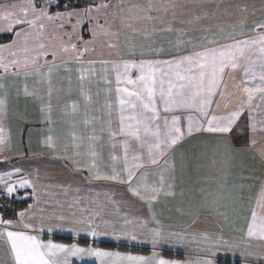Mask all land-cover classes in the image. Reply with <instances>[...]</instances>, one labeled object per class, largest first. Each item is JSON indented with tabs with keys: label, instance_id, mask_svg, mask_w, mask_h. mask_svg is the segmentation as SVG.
<instances>
[{
	"label": "crops",
	"instance_id": "0c3cea01",
	"mask_svg": "<svg viewBox=\"0 0 264 264\" xmlns=\"http://www.w3.org/2000/svg\"><path fill=\"white\" fill-rule=\"evenodd\" d=\"M54 1L51 0V2ZM57 1L59 0L55 2ZM109 1L105 0L104 3ZM127 1L122 0V6ZM135 1L138 4V0ZM176 1L167 0L166 3L169 7H175ZM153 2L154 0L151 1ZM243 2L241 3L245 13L243 19L236 22L235 35L224 40L222 44L255 40L264 36V29L259 27L264 24V0H243ZM159 5L158 3L156 6L149 5L148 8L153 10H148L146 13L140 12L139 16L135 15L140 18V21H135L133 24L141 23L139 29L150 24L152 27L155 26L153 32L167 34L168 42L164 44L166 48L160 51L158 46L151 44L147 46L145 52L144 50L138 52V46L135 45L133 47L135 52H132V45H128L129 42H127L124 47L127 50L123 52L128 53L129 56H123L127 55L123 54L119 57H107L104 60L107 64L94 62L95 73L90 82L79 80V69L81 66L86 69L93 62L82 57L76 59V56L68 60L39 64L41 72H47L49 68L53 69L51 95H49L47 77L33 75L37 70L35 65L29 63L27 68L21 67L19 70L9 65L6 73L3 68H0V84L3 85V88H0V99L4 100L6 106V111L0 115V137L4 141L0 144V168H10L13 172L15 167L13 176L15 179L7 177L0 180V183L8 197L16 196L30 201L19 211L25 213L22 220L18 215L14 219H6L0 214L4 219L13 221L14 227L8 230L33 236L38 243H51L68 248L75 245L86 248L88 252L93 250L95 245L116 247L120 250L118 260H125L127 263L131 261H128L126 257H133L134 252L148 253L152 249H162L163 254L169 255H200L202 250L192 251V249L208 246L211 242L199 239L202 235L223 230L233 232L235 227L232 228V226L235 225H225L222 219L225 199L230 200L231 205L227 204L226 207L234 216L235 199L238 198L235 196V180L239 188L252 191L257 185V179H247L248 188L242 182L245 179H226L230 182V188L227 190H225V179H200L204 175L206 178L212 176L209 169L205 174V168L201 165L200 152L207 146L217 158H222L223 148L218 143L226 141V136L235 133V121L228 133L209 132L206 130L207 123L199 112L182 110L176 113H164L161 104V117L167 116L170 121L174 114L179 115L180 125L185 135L167 150L157 164L145 163L144 167L136 171V177L133 178L134 184L141 173H146L145 180L148 185L162 189L156 194V198L141 200L132 195L127 184L94 178L97 171L101 174H110L113 165L122 176H126L127 173L122 167L125 147L129 148V160L133 154L140 156L142 160H150L147 145L141 149L134 139L120 133L118 100L114 90L111 93L106 92L108 85L103 82V78L111 80L114 89L116 70L112 68V65L136 59L173 60L205 49L218 48V46L209 47L207 37L203 36L201 31L191 27L192 22L188 20L168 21L170 26L162 27L159 31L160 17L149 16L159 12ZM142 6H144L143 3ZM58 12L75 13L77 9ZM135 13L138 14V11ZM75 20L80 23V20ZM119 21L121 22V18ZM189 24L191 26H188ZM203 25L206 29L207 23L204 22ZM199 26V29H202L201 23ZM25 29L29 30L27 26ZM116 29L123 31L120 28ZM88 30H90L88 22H82V31ZM123 32L127 34L129 30ZM114 39L135 40L137 37L133 35L123 37L116 34ZM13 41L21 42L25 47L23 36H13L9 44L0 46L4 48L0 51V57L5 64L10 62L9 57L12 56L9 55L10 53L6 54L9 50L5 46L12 45ZM179 41L182 43L187 41V43L180 45ZM222 44L219 43V45ZM257 46L260 47L259 44H254L245 50L243 61L238 67L226 70V87L222 85L217 94L212 97V103L208 108L209 118L212 115L219 118L229 116L234 111H239L240 114L245 111V119L239 118L246 121L243 128L249 129L252 125H255L256 129L264 127V99H262L264 92L255 91L257 88H264V80L260 79V57L264 56V53L258 51ZM26 47L30 48V42ZM64 47L66 46L60 48L62 53L65 52ZM35 48L31 53L29 51L28 55H36L38 47ZM256 56L259 61L253 60ZM92 61L101 62V60ZM241 71L242 78L239 73ZM253 72L256 73L255 76L252 75ZM82 83L86 89L91 90L89 93L91 103L82 94ZM245 88L253 89L250 103L249 93L244 91ZM73 103L76 104L75 112L72 108ZM189 115L194 121L198 120L203 125L200 130H194L190 134L187 132ZM93 136L95 140L91 139ZM92 149H95V153ZM113 155L118 157L116 161H113ZM93 163L96 165L95 168L91 167ZM253 166H256V160ZM213 177L217 178V175L213 174ZM24 181H28V185L20 187L19 185ZM6 186H15V191L8 194ZM258 187L259 193L254 198L264 200V179L258 182ZM20 192L23 194L22 197L19 195ZM244 196L248 200L249 196ZM137 217H141L140 220ZM127 218H130L131 223H128ZM144 221L152 231L156 230L160 233L158 237L154 233L159 240L152 246H146L138 240V233L144 231L152 233L151 229L144 226ZM87 222H91V228L102 234L95 238L88 235L87 232L90 229ZM242 227H244L243 231L248 230L247 225ZM126 228H128L127 231ZM5 230L6 226L0 225V233ZM192 233L198 236L192 237ZM130 234L135 235L137 239L132 240ZM217 240L207 248L225 245ZM0 241H3L0 245V264H14L10 242L1 237ZM59 259L61 264L65 259L67 264H76L79 260L65 257L64 253L59 254Z\"/></svg>",
	"mask_w": 264,
	"mask_h": 264
},
{
	"label": "rangeland",
	"instance_id": "374dc122",
	"mask_svg": "<svg viewBox=\"0 0 264 264\" xmlns=\"http://www.w3.org/2000/svg\"><path fill=\"white\" fill-rule=\"evenodd\" d=\"M55 1L51 2V6L48 8L49 13L52 15L61 13L58 10H60L61 6H64L61 0ZM76 1L78 0H73V5L77 7L75 8L77 12L70 18L67 17L66 12L61 13L62 15L59 19L48 22L39 39H30L28 41L30 42V48L27 52L23 51L24 47L21 42L17 41L14 45L12 44L13 46L10 51L15 52L16 55L10 56L9 61L20 60L23 63L25 60H28L31 64L33 58L39 57L37 63L40 64L46 63V61L48 63L49 61L55 62L62 59L68 60L79 55V57L89 59L91 62L102 63L107 57H119L123 54H127L123 56H129L128 53L123 52V50H127L124 48L127 42H129L128 45H132V48L137 45L138 52L143 50L145 52L148 48L147 46H151V44H155L162 51L166 48L164 44L168 42L166 39L167 34L153 32L152 30L155 26L152 27L150 24L143 26V29H139L141 23L133 24L135 21H140V18L135 15L139 16L140 12L146 13L148 10H153L152 8H148V6H156V3L160 4L159 12L149 16L160 17L159 31L162 27L168 28L170 26L168 21L173 22L175 20L184 22L188 20L192 22V26L191 24L188 26L201 31V34L207 37L209 47L218 46L220 48L221 46L230 45V43L225 44V42L222 44V42L235 35L236 22L241 21L245 14L243 8H241V3H244L243 0H177L175 7H169L166 3L167 0H154L153 3H151L153 0H138V4H136L135 0H128L123 6L121 3L122 0H110L106 3H104L105 0H79L78 3ZM26 3L27 0H0V15L5 11L20 14V9L25 7ZM142 3L144 6H142ZM13 5H15V8H13ZM103 5H106V7ZM136 11H138V14L135 13ZM29 17H31V13H29ZM120 18L121 22L119 21ZM75 19L80 20V23H77ZM82 22H88L90 30L82 31ZM204 22L207 23L206 29H204ZM199 23H201L202 29H199ZM61 24L63 27L60 26ZM5 26L6 22L0 19V29H3ZM25 26L23 27L25 28ZM179 26H182V24H179ZM104 28H106V31H104ZM116 28H120L123 31L129 30V33L126 34ZM116 34L123 37L133 35L137 39L115 40L114 37ZM209 41L212 42L210 43ZM186 43L187 41L184 43L179 41L180 45ZM219 43L222 45H219ZM71 44L76 45L75 50L69 47L68 52H61V47L70 46ZM40 45L44 47L41 48ZM109 45H115V47H110ZM35 47H38L37 54L28 55L29 51L31 53L33 49H36ZM174 50L177 51V49ZM10 51L6 52V54L10 53ZM132 52H135L134 48ZM92 60H101V62ZM253 60L259 61L257 56ZM136 71L133 70V75L138 72ZM239 73L240 78H242V71ZM241 113L235 120V133L226 137L224 136L226 141L218 143L223 148L222 158H217L215 153L211 152L207 146L202 148L200 152L201 165L205 168V174L208 173V169L209 173L212 174L211 177L208 176L206 178L204 175L200 179H225V190L230 188V182L226 181V179H245L242 182L247 188V179H257V185L252 191L239 188L238 182L235 180V196L238 198L235 197L234 216L231 215V210H228L226 207L227 204H230V200L225 199V210L222 217L224 220L223 223L225 225L234 224L235 226H232V228L235 227V229L233 232L223 230L202 235L199 239H204L207 236V240L211 242H209L210 245L208 246L192 249V251H196L197 249L202 250L200 255H169L163 254L162 249H152L148 253L134 252L135 255L133 257L144 258L143 264H158L161 259L169 262V264H264V239H260L257 236H249L248 230L243 231L244 227H242L243 225H247L249 229L252 225L253 213L256 214V224L258 227L262 223V218H264V200L254 198L259 193L257 191V188H259L258 182H262L264 179V127L256 129V126L252 125L249 129L243 128L244 123H246L243 120L245 119V111ZM240 117L243 119H239ZM255 160L256 166H253ZM10 170V168H0V177L15 179L13 177L15 175V167L13 172ZM213 174L217 175V178L213 177ZM3 189L0 183L1 193H4ZM243 194L249 196L248 200H246ZM227 197L229 196L227 195ZM137 218L140 220L141 217ZM127 221H130V218H127ZM144 226L147 229H151V227L146 225V221H144ZM128 228L125 230L127 231ZM197 236L196 233H192V237ZM3 238L1 237V239ZM216 239L225 245L207 248ZM138 240L146 246H152L159 239L154 236L153 231L152 233L144 231L143 233H138ZM2 243L3 241H0V245ZM95 246L93 250L98 249L102 252L119 254L118 251H120L118 250L119 248L108 247L107 245ZM78 248L84 249L85 251L82 254L72 255L69 253L67 255L71 259H79L76 264H83L84 262H86L84 264H88L89 262L95 264H139V262L131 261L127 263L125 260H118L120 258L116 255L98 257L93 252H88L86 248Z\"/></svg>",
	"mask_w": 264,
	"mask_h": 264
},
{
	"label": "snow or ice",
	"instance_id": "6c2138e0",
	"mask_svg": "<svg viewBox=\"0 0 264 264\" xmlns=\"http://www.w3.org/2000/svg\"><path fill=\"white\" fill-rule=\"evenodd\" d=\"M50 6L51 0H27L25 7L20 9V14L5 11L0 15V19L6 22V26L0 29V35L8 33H11L15 37H21L22 35L25 44L23 51L27 52L28 48L26 45L28 41L30 39H39L47 23L61 17V13H56L55 15L50 14L48 11ZM103 6L106 7V5ZM13 8H15V5H13ZM29 13H31V17H29ZM73 14L69 12L67 13V17L70 18ZM25 25L31 30H26L23 27ZM60 26L63 27L62 24ZM259 27L264 29V24H261ZM14 29L16 30L14 31ZM209 42L211 43L212 41ZM15 43L16 41H13V45ZM254 44H259L260 47L257 50L264 53V36H260L255 40H244L221 46L220 48L205 49L173 60L145 61L136 59L113 64L112 68L116 70L114 89L111 80L103 78V82L108 85L106 88L107 93H111L113 90L115 91L120 108V133L127 138L134 139L141 149L147 145L150 160H142L140 156L135 154L129 160V148L125 147L124 165L122 167L127 175L122 176L116 166L113 165L110 174H101L97 171L94 174V178L97 180H111L121 184H127L132 195L139 197L141 200H154L156 194L162 191V189L156 186L150 187L145 180L146 173H141L136 178L137 182L134 184L133 178L136 177V171L144 167L145 163L157 164L167 150L185 135L180 125V116L174 114L170 121L167 116L161 117L160 105L162 104L164 113H176L182 110L199 112L207 123L206 130L209 132L221 134L230 132L240 112L234 111L229 116L219 118L212 115L209 118L208 108L212 103V97L217 94L221 86L224 85L226 87V70L238 67L243 61L245 50ZM13 45H7L5 47L10 51ZM109 46L115 47V45ZM40 47L43 48L44 46L40 45ZM69 47L75 50L76 45L71 44L70 46L64 47L63 50L68 52ZM3 50L4 48H0V51ZM10 54L13 56L16 55L15 52L11 51ZM79 58V55H77L76 59ZM38 59L39 57H35L31 61V64L35 65L37 69L33 75L42 78L47 77L49 95H51L53 69L49 68L47 72L39 71L40 65L37 63ZM260 60V79L264 80V56H261ZM102 64H107V62H102ZM9 65L19 70L21 67L27 68L29 61L25 60L21 63L20 60H12L8 64H5L3 58L0 57V68H3L5 73L8 71ZM133 69L138 70V74L135 77L132 75ZM79 70V80L82 82H90L95 73L94 62L86 69L81 66ZM245 75H248L247 71ZM252 75L255 76L256 73L253 72ZM0 88H3L2 84H0ZM81 91L86 96L87 101L91 103V96L89 95L91 90L86 89L82 83ZM244 91L249 93L248 101L250 103L253 89L245 88ZM255 91L264 92V88H257ZM221 98H223V93H221ZM72 108L75 112V103H73ZM5 111V102L3 99H0V115ZM158 121H162V123H157ZM202 127L203 125L198 120L194 121L192 116L189 115L187 126V132L189 134L194 130H200ZM110 135L113 134L110 133ZM91 139L95 140V136L91 137ZM3 143V138L0 137V144ZM125 143L127 144V140ZM92 151L95 153V149H92ZM112 159L116 161L118 157L113 155ZM91 167L95 168V163ZM3 179L4 177H0V180ZM26 185H28V181H24L19 186L25 187ZM6 187L8 194L15 191V186ZM17 215L22 220L25 213L19 212ZM78 222L86 223L85 221ZM87 223L90 229L87 232L88 235L95 238L102 234L96 229L91 228V222ZM128 223H131V221H128ZM0 225L6 226L5 232L0 233V237H4L7 242H10V251L13 254L14 264H61L59 259L60 253H64L66 257L69 253L76 255L85 251L75 245L67 248L63 245L38 243L33 236L8 230L14 227V223L12 220L4 219L2 216H0ZM25 227H30V225H25ZM97 228H99V225H97ZM153 231L155 236L158 237L160 235L159 231ZM248 234L249 236H257L260 239H264V218H262V223L258 227L256 224V214L253 213L252 225L248 229ZM130 236L134 241L137 239L133 234H130ZM204 239L207 240L208 237L205 236ZM89 251L98 257L119 256V254L102 252L98 249ZM126 259L143 264L144 258L129 256ZM63 264H67L66 259L63 261ZM158 264H169V262L161 259Z\"/></svg>",
	"mask_w": 264,
	"mask_h": 264
},
{
	"label": "trees",
	"instance_id": "16d2710c",
	"mask_svg": "<svg viewBox=\"0 0 264 264\" xmlns=\"http://www.w3.org/2000/svg\"><path fill=\"white\" fill-rule=\"evenodd\" d=\"M78 1L76 2L78 3ZM62 3L65 7L61 6L60 10H71L77 8L75 5H73V0H63ZM12 38L13 35L11 33L0 35V46L10 42ZM19 195L22 197V192H20ZM29 202V200L18 198L16 196L8 197L5 195V193L0 192V214H2L6 219H14L16 218L18 212L27 206Z\"/></svg>",
	"mask_w": 264,
	"mask_h": 264
}]
</instances>
